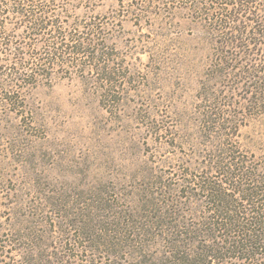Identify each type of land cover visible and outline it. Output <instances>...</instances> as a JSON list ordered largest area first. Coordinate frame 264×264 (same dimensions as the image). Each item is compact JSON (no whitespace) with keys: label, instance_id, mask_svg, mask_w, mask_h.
I'll return each instance as SVG.
<instances>
[{"label":"rangeland","instance_id":"rangeland-1","mask_svg":"<svg viewBox=\"0 0 264 264\" xmlns=\"http://www.w3.org/2000/svg\"><path fill=\"white\" fill-rule=\"evenodd\" d=\"M251 2L264 10V0ZM44 4L71 31H93L103 51L56 67L29 92V117L0 112V250L9 258L57 247L87 215L120 216L135 232L157 210L188 222L200 203L180 185L226 163L228 144L252 166L264 159V114L242 76L257 59L238 57L222 69L204 11L177 0ZM222 111L239 122L230 133L210 124ZM82 250L69 251L78 264L112 262L101 249Z\"/></svg>","mask_w":264,"mask_h":264},{"label":"trees","instance_id":"trees-1","mask_svg":"<svg viewBox=\"0 0 264 264\" xmlns=\"http://www.w3.org/2000/svg\"><path fill=\"white\" fill-rule=\"evenodd\" d=\"M45 1L2 0L0 8V112L24 119L29 117V92L42 80L51 79L56 67L65 66L69 59L73 67L79 66V58L93 61L103 51L95 43L93 31H71L54 20V11ZM183 1L187 10L198 7L204 11L201 19L217 38L214 51L222 69L228 60L238 57L257 59V68L243 70L242 76L252 82L249 86L257 115L264 114V10L251 0H209L205 4L177 0ZM222 75L226 79L231 74ZM222 113V118L215 115L208 122L230 133L239 122L226 111ZM228 146L222 153L226 163L213 162L211 172L180 185L184 197L193 194L200 203L189 223L157 210L135 232L120 216L117 220L99 216L98 221H91L93 217L87 215L61 234L57 247L47 250L35 245L20 252L22 255L12 251V259L4 246L0 258L10 259L8 264H78L69 251L83 249L84 254H91L101 249L99 254L112 259L111 264L153 260L158 264H264V159L252 166ZM57 239L53 238V244ZM90 258L85 257L84 263L91 264Z\"/></svg>","mask_w":264,"mask_h":264}]
</instances>
